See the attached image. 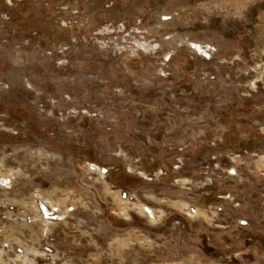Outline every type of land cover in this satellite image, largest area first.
Returning <instances> with one entry per match:
<instances>
[{
  "label": "rangeland",
  "instance_id": "374dc122",
  "mask_svg": "<svg viewBox=\"0 0 264 264\" xmlns=\"http://www.w3.org/2000/svg\"><path fill=\"white\" fill-rule=\"evenodd\" d=\"M0 180V264H264V0H0Z\"/></svg>",
  "mask_w": 264,
  "mask_h": 264
},
{
  "label": "built area",
  "instance_id": "2783aa9c",
  "mask_svg": "<svg viewBox=\"0 0 264 264\" xmlns=\"http://www.w3.org/2000/svg\"><path fill=\"white\" fill-rule=\"evenodd\" d=\"M1 181V183L3 184H0V185H2V187L3 186H6L7 184H6V181L5 180H0ZM120 197L123 199V200H129L130 199V194H127L126 192H120ZM215 209V214L217 215V214H221L222 213V208L221 207H218V208H214ZM194 212V211H193ZM236 223H237V225L239 226V227H248V223H247V221H245V220H236Z\"/></svg>",
  "mask_w": 264,
  "mask_h": 264
},
{
  "label": "bare ground",
  "instance_id": "6f19581e",
  "mask_svg": "<svg viewBox=\"0 0 264 264\" xmlns=\"http://www.w3.org/2000/svg\"><path fill=\"white\" fill-rule=\"evenodd\" d=\"M145 211H146L148 214H150V216H152V214H151V211H150V210H147V209H145Z\"/></svg>",
  "mask_w": 264,
  "mask_h": 264
}]
</instances>
